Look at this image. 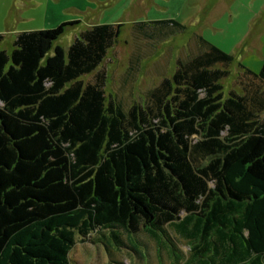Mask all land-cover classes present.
Listing matches in <instances>:
<instances>
[{
	"label": "trees",
	"instance_id": "obj_1",
	"mask_svg": "<svg viewBox=\"0 0 264 264\" xmlns=\"http://www.w3.org/2000/svg\"><path fill=\"white\" fill-rule=\"evenodd\" d=\"M78 23L19 31L0 49V264H70L77 238L126 247L139 232L179 264H264V61L224 93L233 57L195 33L171 76L125 106L98 69L122 23L54 45ZM132 29L151 45L186 26Z\"/></svg>",
	"mask_w": 264,
	"mask_h": 264
},
{
	"label": "rangeland",
	"instance_id": "obj_2",
	"mask_svg": "<svg viewBox=\"0 0 264 264\" xmlns=\"http://www.w3.org/2000/svg\"><path fill=\"white\" fill-rule=\"evenodd\" d=\"M75 18L83 24L88 20L94 24L122 23L116 43L98 69L106 71V94L120 97L125 106L142 103L162 75L171 76L175 59L187 49L195 33L233 57L228 76L220 81L224 93L232 87L240 88L236 81L245 69L259 73L264 61V0H0V49L9 51L19 31L53 28ZM167 18L177 20L186 29L151 45L134 38L135 22ZM78 26L67 28L54 45L66 49ZM256 39L259 45L252 43ZM137 53L139 59L130 62ZM130 64L133 66L128 73ZM82 79L91 81L93 73ZM168 228L186 256L188 242L171 226ZM100 238L104 242L77 238L70 264H179L163 239L160 242L145 232L123 234L126 247Z\"/></svg>",
	"mask_w": 264,
	"mask_h": 264
},
{
	"label": "crops",
	"instance_id": "obj_3",
	"mask_svg": "<svg viewBox=\"0 0 264 264\" xmlns=\"http://www.w3.org/2000/svg\"><path fill=\"white\" fill-rule=\"evenodd\" d=\"M74 20H79V23H78L79 26H78V28L76 29V32L73 34L72 39H73V38H74V37H75V36H76L81 30H83V29H85V28H87V27H90V26H92V25H95V24H94V21H91V20H88V19H87L88 22L86 21V24H83V23H82V20H81L80 18H75ZM80 24H81V25L83 24V26H81ZM256 40H257V39H256ZM252 43L255 44V45H259V41H258V40H257V41L254 40ZM230 89H235V90L238 91V92L240 91V88H238L239 90L236 89V88H234V87H232V88H230ZM230 89H229V90H230Z\"/></svg>",
	"mask_w": 264,
	"mask_h": 264
}]
</instances>
